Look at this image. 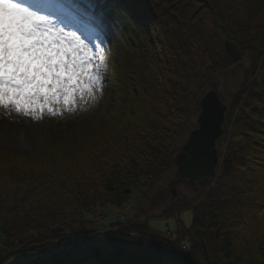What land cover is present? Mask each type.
<instances>
[{
	"label": "trees",
	"instance_id": "16d2710c",
	"mask_svg": "<svg viewBox=\"0 0 264 264\" xmlns=\"http://www.w3.org/2000/svg\"><path fill=\"white\" fill-rule=\"evenodd\" d=\"M249 1L257 0H245V8ZM123 2L141 10L140 0ZM256 4L254 25L240 0H159L155 13L148 14L154 26L146 44L151 56L138 65V55L126 68L131 75L141 69L143 85L125 98L119 116L112 109L95 125L89 120L84 129L67 130L50 149L33 151L31 159L0 160V184L13 196L11 206L0 204V264L28 252L36 257L24 264H264V0ZM229 5L241 15L240 21L234 14L233 29L223 18ZM205 16L222 38L219 47L201 37L213 54L205 76L234 82L235 90L227 92L224 140L219 141L224 149L214 186L202 200L179 199L164 212V217L192 213L189 227L179 233L191 241L185 261L174 252L179 240L146 225L111 224L108 236L93 237L103 226L85 220L92 210L123 209L141 192L137 210L142 212L147 191L172 170L200 96L189 42L200 39ZM250 24L259 35V50L248 46ZM245 52L252 54L249 67L240 62ZM30 231L36 238L27 235ZM89 237L90 258L82 262L86 252L77 244ZM99 239L108 244L107 255L95 247Z\"/></svg>",
	"mask_w": 264,
	"mask_h": 264
},
{
	"label": "clouds",
	"instance_id": "9594fccd",
	"mask_svg": "<svg viewBox=\"0 0 264 264\" xmlns=\"http://www.w3.org/2000/svg\"><path fill=\"white\" fill-rule=\"evenodd\" d=\"M41 3L42 0H18L15 5L9 0L0 2V118L61 120L77 109L94 107L103 96L109 50L86 43L77 31L70 30L73 27L40 8ZM88 60L100 70L101 87L74 107L54 102V87L61 80L71 81L78 76L74 66Z\"/></svg>",
	"mask_w": 264,
	"mask_h": 264
},
{
	"label": "rangeland",
	"instance_id": "374dc122",
	"mask_svg": "<svg viewBox=\"0 0 264 264\" xmlns=\"http://www.w3.org/2000/svg\"><path fill=\"white\" fill-rule=\"evenodd\" d=\"M241 4L244 6L243 12L244 16H253L255 11L258 8V4L256 2L251 3L249 1L248 6L245 8V0H240ZM227 8H230V11L224 15V20L228 26H230L232 29L233 24V17L234 14H238L240 16L241 21V15H239L237 9H235L233 6L229 5ZM229 13H232L233 16H231ZM231 19V20H230ZM203 27L201 28L202 36L203 37H209L212 36L214 39V42L219 44L218 37L219 34L214 31V24L212 22V19L208 16L202 19ZM239 20H236V23H238ZM259 21L257 19H254V16L251 18V23L254 25L257 24ZM254 25H249V33L251 41H255L256 38L259 35H256ZM235 30V29H234ZM262 35V39H263ZM200 39L197 37H194L193 41H190L189 50L190 53L193 56L194 61L192 63L195 64L196 68L199 70L197 71L200 76L207 73V68L211 64V58L213 54H210L207 50V48L203 47V43H199ZM119 54L120 51H117ZM249 56H246L242 59V64L246 67L249 66ZM243 73V71H242ZM242 75V74H241ZM240 75V76H241ZM206 78V77H205ZM207 79V78H206ZM201 79L197 85L202 84L203 82L208 85L209 88H213L217 90L220 94V97L222 98L224 103H227L226 95L228 93H232L233 89L235 88L234 82H224L222 79L217 80L214 82H208L210 80ZM196 85V83H195ZM196 85V87H197ZM199 87V86H198ZM105 101V100H104ZM103 101V103H104ZM102 105L99 104L95 108H92L89 111V114L91 116L95 117L97 114L99 115L102 110ZM49 120V121H47ZM41 122L37 123H31L29 119H20V118H0V147L6 150L8 153H19V154H27L29 151V145H30V139L33 140V138H37L39 148H44L46 140L53 138L55 136H60L64 130H72L76 129L78 124L80 125V120L77 121V119H73L71 117L65 119L62 121V124L58 123L54 119H47ZM195 121V118L193 119ZM78 123V124H77ZM4 129V132H2ZM44 150V149H43ZM174 170L170 172L164 180L157 184L149 193H148V203L144 206L145 210L147 211L148 215V221L147 226L150 230L157 231L162 233L165 228H169L170 231H177L178 225L181 224L184 227L189 226L192 218V213L190 211H184L180 214V223L177 225V222L173 217L168 218L166 220H163L159 218L161 215H158V211L160 209L168 208L173 200H171L170 194L168 192V185L169 182L173 179ZM176 192V198L178 196H184L188 202H192L198 199V197L203 192L202 189H196L193 192L189 191L186 187H183L181 185L176 186L175 188ZM13 202V196L10 192H5L2 188V184H0V204L4 205L5 207H9L12 205ZM139 202V194L134 193L130 199V202L122 209V212L126 215V217H132L137 211V204ZM96 210H92L90 214L87 216V220L92 221L95 216L97 215ZM103 215L109 218V221H114L116 218V211L112 208H108V210L103 211ZM146 215H141L142 220H146ZM183 226L180 229H184ZM90 242H86L80 250H84L86 252L85 257L82 259V262H87L90 258L89 252L87 251V247L89 246ZM95 244L100 248L101 251H104V253L107 252L109 249L108 244H106L103 240L95 241ZM35 253L28 252L23 253L20 255L14 256L11 260V264H24L32 259H34Z\"/></svg>",
	"mask_w": 264,
	"mask_h": 264
},
{
	"label": "water",
	"instance_id": "95a60500",
	"mask_svg": "<svg viewBox=\"0 0 264 264\" xmlns=\"http://www.w3.org/2000/svg\"><path fill=\"white\" fill-rule=\"evenodd\" d=\"M201 112L197 129L192 131L182 147V158L178 160L177 177L173 182L185 183L190 188L196 184L203 187L214 178L218 165L216 142L221 136L225 107L220 104L216 93L210 92L200 103ZM172 197L175 193L170 189Z\"/></svg>",
	"mask_w": 264,
	"mask_h": 264
},
{
	"label": "snow or ice",
	"instance_id": "6c2138e0",
	"mask_svg": "<svg viewBox=\"0 0 264 264\" xmlns=\"http://www.w3.org/2000/svg\"><path fill=\"white\" fill-rule=\"evenodd\" d=\"M2 2V0H0ZM13 5L16 0H9ZM23 8V5H17ZM79 75L74 77L71 81L61 80L52 90V100L56 103L63 102L66 106L76 105L77 98L86 101L91 98L93 92L101 87L100 70L93 66L91 61H83L74 66ZM87 67V71L84 68ZM28 109H25L27 111Z\"/></svg>",
	"mask_w": 264,
	"mask_h": 264
}]
</instances>
